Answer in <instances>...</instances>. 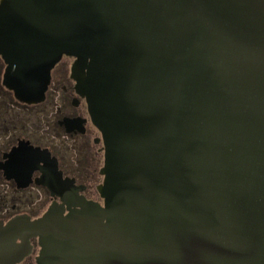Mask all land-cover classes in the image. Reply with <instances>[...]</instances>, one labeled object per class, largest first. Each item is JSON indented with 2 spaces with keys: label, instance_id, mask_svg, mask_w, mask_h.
Instances as JSON below:
<instances>
[{
  "label": "water",
  "instance_id": "water-1",
  "mask_svg": "<svg viewBox=\"0 0 264 264\" xmlns=\"http://www.w3.org/2000/svg\"><path fill=\"white\" fill-rule=\"evenodd\" d=\"M3 81L71 75L101 132L100 199L47 181L0 264H264V0H0Z\"/></svg>",
  "mask_w": 264,
  "mask_h": 264
},
{
  "label": "flooded vegetation",
  "instance_id": "flooded-vegetation-1",
  "mask_svg": "<svg viewBox=\"0 0 264 264\" xmlns=\"http://www.w3.org/2000/svg\"><path fill=\"white\" fill-rule=\"evenodd\" d=\"M72 62L73 57L64 55L51 69L44 98L26 102L5 85L6 62L0 54V221L3 223L18 214L38 217L54 199L60 201L47 181L58 184L59 180H71L73 185L81 186V194L92 198L91 182L103 178L101 132L91 120L85 98L76 89ZM31 242L32 252L19 264L26 260L36 264L37 238Z\"/></svg>",
  "mask_w": 264,
  "mask_h": 264
},
{
  "label": "rangeland",
  "instance_id": "rangeland-1",
  "mask_svg": "<svg viewBox=\"0 0 264 264\" xmlns=\"http://www.w3.org/2000/svg\"><path fill=\"white\" fill-rule=\"evenodd\" d=\"M101 180H102V177H97V179H94V180L91 182V190H90L89 195H90V197H92L93 199H98V198H99V193H98L97 189L95 188V185H96L97 183H99ZM30 262H31V260H26V261H24V262L21 263V264H31Z\"/></svg>",
  "mask_w": 264,
  "mask_h": 264
}]
</instances>
